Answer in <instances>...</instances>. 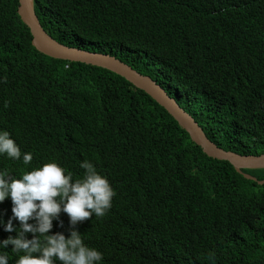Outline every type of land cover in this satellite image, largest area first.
<instances>
[{"label":"trees","instance_id":"trees-1","mask_svg":"<svg viewBox=\"0 0 264 264\" xmlns=\"http://www.w3.org/2000/svg\"><path fill=\"white\" fill-rule=\"evenodd\" d=\"M17 4L0 0V129L33 159L0 155V169L54 159L77 178L91 161L115 196L76 228L102 264H264V168L208 158L120 74L39 53ZM35 11L60 44L151 77L219 149L264 155V0H35ZM60 219L50 231L67 236Z\"/></svg>","mask_w":264,"mask_h":264},{"label":"clouds","instance_id":"clouds-1","mask_svg":"<svg viewBox=\"0 0 264 264\" xmlns=\"http://www.w3.org/2000/svg\"><path fill=\"white\" fill-rule=\"evenodd\" d=\"M162 90L166 93L165 88ZM0 155L25 166L33 159L31 152L21 151L6 129H0ZM79 168L83 172L77 178L54 159L26 167L15 175H10L9 169H0V202L5 198L11 201V216L6 221L0 218V226L5 232H15L0 239V264H8L13 256L14 264H102L103 254L84 243L76 225L93 216L103 217L111 207L115 190L91 161L81 160ZM62 212L68 218L67 236L50 231L53 221L63 227ZM27 233L31 238L26 237ZM9 245L10 251H5Z\"/></svg>","mask_w":264,"mask_h":264},{"label":"water","instance_id":"water-1","mask_svg":"<svg viewBox=\"0 0 264 264\" xmlns=\"http://www.w3.org/2000/svg\"><path fill=\"white\" fill-rule=\"evenodd\" d=\"M17 15L29 30L31 46L39 53L55 60L84 63L106 68L125 77L137 88L148 93L158 104L164 107L170 115L174 117L181 128L190 136L191 141L202 149L208 158L220 162H227L241 174L242 170H257L264 168V155L260 157H241L233 153L224 152L210 142L197 122L181 109L173 99L167 97L164 90L156 85V82L151 77L142 75L135 70L134 67L115 56L83 51L60 44L59 41L54 39L42 28L34 11V0H18ZM246 176L255 179L252 175L246 174ZM261 183H264V181H261Z\"/></svg>","mask_w":264,"mask_h":264},{"label":"bare ground","instance_id":"bare-ground-1","mask_svg":"<svg viewBox=\"0 0 264 264\" xmlns=\"http://www.w3.org/2000/svg\"><path fill=\"white\" fill-rule=\"evenodd\" d=\"M166 94V93H165ZM170 105H171V102H170Z\"/></svg>","mask_w":264,"mask_h":264}]
</instances>
